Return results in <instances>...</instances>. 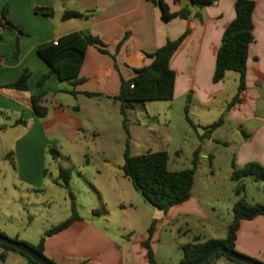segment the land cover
<instances>
[{
  "label": "crops",
  "instance_id": "crops-1",
  "mask_svg": "<svg viewBox=\"0 0 264 264\" xmlns=\"http://www.w3.org/2000/svg\"><path fill=\"white\" fill-rule=\"evenodd\" d=\"M157 1L0 0V16L8 8L7 19L16 26L3 31L0 40V109L21 114L26 110L27 117L35 126H39L41 137L46 140L59 138L73 149L83 128L80 120L69 112V107L58 100L52 108H47L48 114L44 118H38L29 109L30 106L32 108L31 96L36 91L39 79L48 75L44 84V106L48 98L53 97L55 100L63 94L71 95V90L78 92L77 96L71 95L73 97L83 96L118 103L114 98L120 94L122 79H133L136 76L135 70L152 63L149 55L165 46L168 41H176L183 35L186 37L170 61V68L175 73L173 101L187 96V105H191L193 100L194 104L201 107L212 105L228 89V72L218 83L213 82V75L223 34L236 17L237 0H217L209 6L196 5L190 0H162L172 13L183 9L190 12L188 18L177 16L169 21L162 19ZM250 1L255 3L254 42L249 48L245 89L233 106L230 103L238 95L239 84L230 101L222 99L227 103L226 111L219 118L223 119V123L216 129L209 128L219 119L213 123L197 119L210 130L209 143L218 141L227 147L233 146L234 160L240 168L251 162L264 167V0ZM36 7L53 9L54 14L52 17L38 14L35 12ZM66 11H75L83 16L64 21L62 15ZM83 30L98 37L106 45L108 52L89 46L77 78L82 82L73 87L71 82L59 80L58 75L39 57L37 48ZM25 71L30 73L27 91L6 88L16 82ZM64 83L66 85L62 87ZM84 93L98 96L87 97ZM20 99L26 107L18 102ZM79 110V107L73 108L74 112ZM226 123H232L240 130L239 142L233 141L235 143L232 144L216 137ZM27 125L28 122L23 126ZM26 173L30 171L27 170ZM57 177L58 175L53 183ZM154 216L160 219V223L151 239L152 248L153 241L156 242L160 229L165 225H173L174 220L180 216L205 218L207 213L191 197L187 202L168 210L165 216L160 213H155ZM98 220H103V217L98 216ZM115 234L116 229L113 227L102 228L94 221H86L80 217L69 228L48 237L44 253L56 264H148L146 250L142 245L147 238L146 234L136 242L126 239L123 234L115 238ZM236 249L264 263L263 216L241 222ZM153 250L157 255V251ZM24 262L28 264L27 259ZM221 262V259H216L211 264Z\"/></svg>",
  "mask_w": 264,
  "mask_h": 264
},
{
  "label": "rangeland",
  "instance_id": "rangeland-1",
  "mask_svg": "<svg viewBox=\"0 0 264 264\" xmlns=\"http://www.w3.org/2000/svg\"><path fill=\"white\" fill-rule=\"evenodd\" d=\"M238 78L236 72L229 71L227 91L206 107L194 104V100L187 105V96L174 101L136 102L128 114L126 129L119 103L66 94L55 100L50 97L47 108L61 100L82 124L80 139L73 149L59 138L41 137L39 126L27 117L26 110L21 114L0 109V128L5 127L0 129V234L36 246L46 231L71 216L69 191L76 198L78 215L102 228H115V238L123 234L136 242L148 235L152 224L154 232L158 230L160 219L154 214L165 216V213L148 205L131 180L123 176L128 145L132 156L167 152L171 171L191 168L194 153L199 149L192 197L207 217L180 216L173 225L162 227L156 242L153 241L158 264H180L182 246L196 237L225 239L233 221V207L239 200L264 205V183L246 177L243 179L245 192L236 195L237 182L231 177L233 163L237 166L233 146L227 147L218 141L209 143L210 130L197 119L218 121L226 111L227 103L222 99L228 102L235 95ZM18 102L26 107L22 99ZM74 107L80 110L74 112ZM29 109L33 111L31 106ZM21 119L28 125L15 126ZM238 135L240 130L226 123L216 137L234 144L240 141ZM53 146L60 153L57 160L50 153ZM60 166L71 170L70 190L53 183ZM98 216L103 220L99 221ZM235 250L248 257L236 246ZM2 254H5L4 260ZM220 259L221 264H234L224 257L217 260ZM22 261L24 264L26 258L0 245V264H22Z\"/></svg>",
  "mask_w": 264,
  "mask_h": 264
},
{
  "label": "trees",
  "instance_id": "trees-1",
  "mask_svg": "<svg viewBox=\"0 0 264 264\" xmlns=\"http://www.w3.org/2000/svg\"><path fill=\"white\" fill-rule=\"evenodd\" d=\"M193 4L200 6L213 5L217 0H190ZM162 19L169 21L174 17L188 18L189 10L183 9L178 13L170 12L166 3L158 0ZM255 3L250 0H237L235 3L236 17L225 30L222 43L217 53L216 67L213 75V82L222 81L226 73L229 71L236 72L239 75L238 95L231 101L233 106L239 101V95L245 89V79L247 71V62L249 57L250 45L254 42V24L253 13ZM35 12L45 16L52 17L53 9L36 7ZM8 8L1 12L0 16V40H2V32L11 30L16 26L7 19ZM83 14L75 11H66L62 15V20L67 21L73 18H80ZM186 35H183L176 41H168L165 46L149 55L152 63L141 69L135 70L136 76L131 80L122 79L120 94L114 98L120 104V112L123 116V124L126 129L129 111L134 108V103L156 100H172L174 98L175 73L170 68V61L176 50L179 48ZM18 46V42H17ZM89 46H96L102 52L107 53L106 45L90 31L83 30L68 34L59 38L57 41L43 44L37 48L39 57L50 67V69L58 75L60 81H68L75 87L82 81L77 80L82 64L86 57V51ZM115 58V56H114ZM30 73L25 71L20 78L6 88L18 91L28 90V80ZM48 79V75L42 76L36 84V91L31 96V104L35 115L38 118H44L48 114V109L44 106L46 91L44 84ZM133 86V88H131ZM73 96H77L75 90L69 91ZM87 97L98 96L91 93H84ZM223 123V119L212 124L209 129H216ZM25 120H18L15 126L26 125ZM2 127L0 129H4ZM50 153L54 160L60 157V153L55 146L50 149ZM199 149L195 151L192 161V167L171 171L168 167L169 156L167 152H148L146 154L132 156L130 147L127 145L124 152V165L122 167L123 176L130 179L134 189L141 194L144 201L161 212H168L171 208L187 202L192 197V191L195 183V173L199 164ZM234 171L232 180L237 182L235 190L236 195L245 192V184L243 179L253 177L257 181L264 183V167L256 162H251L242 168H238L233 163ZM72 180L71 170L59 167L58 177L54 183L70 190ZM71 200V216L64 222L52 227L44 233L36 246L29 245L35 252L46 258L53 264L44 253L46 239L69 228L74 222L80 220L77 212V204L74 194L69 191ZM258 216L264 217V205L260 203L249 204L245 199L239 200L233 207V221L229 225L228 234L225 239L221 240H202L196 237L192 242L182 247V258L180 264H195L210 249L217 245H221L225 249L236 253L235 246L240 224L244 220H253ZM154 233V225L152 224L148 230V235L142 243L146 250L148 264H158L155 253L151 246V239ZM0 245L13 252H17L27 259L28 264H38L29 258L25 253L15 248L0 243ZM221 257L226 258L234 264H243L234 259L227 257L223 253H217L206 264H211L214 260ZM5 259V254L1 255Z\"/></svg>",
  "mask_w": 264,
  "mask_h": 264
},
{
  "label": "water",
  "instance_id": "water-1",
  "mask_svg": "<svg viewBox=\"0 0 264 264\" xmlns=\"http://www.w3.org/2000/svg\"><path fill=\"white\" fill-rule=\"evenodd\" d=\"M0 243H3L5 245L11 246L15 248L16 250L25 253L29 258H31L33 261L37 262L38 264H53L50 261H48L46 258L35 252L29 245L17 241L10 240L6 237H4L2 234H0ZM217 253H223L227 257L236 260L237 262L243 263V264H263L259 261L250 259L248 257L233 253L221 245H217L210 249L201 259H199L195 264H206L210 258H212Z\"/></svg>",
  "mask_w": 264,
  "mask_h": 264
},
{
  "label": "built area",
  "instance_id": "built-area-1",
  "mask_svg": "<svg viewBox=\"0 0 264 264\" xmlns=\"http://www.w3.org/2000/svg\"><path fill=\"white\" fill-rule=\"evenodd\" d=\"M131 88H133V86H131Z\"/></svg>",
  "mask_w": 264,
  "mask_h": 264
}]
</instances>
